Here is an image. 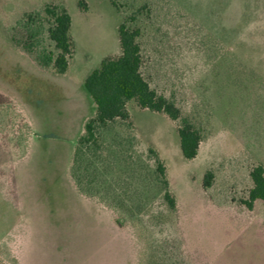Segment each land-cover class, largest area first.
Here are the masks:
<instances>
[{
  "label": "rangeland",
  "instance_id": "rangeland-1",
  "mask_svg": "<svg viewBox=\"0 0 264 264\" xmlns=\"http://www.w3.org/2000/svg\"><path fill=\"white\" fill-rule=\"evenodd\" d=\"M114 2L0 0V264H264V204L244 203L251 169L264 165V0ZM46 4L72 16L74 53L63 74L40 67L8 30ZM129 19L142 30L143 76L204 135L188 160L180 120L135 101L127 105L133 126L106 134L109 143L123 139L118 167H153L150 147L164 162L176 212L157 182L146 193L161 222L103 201L105 189L84 195L71 175L96 113L85 79L121 54L118 28ZM119 171L99 178L122 182L128 174Z\"/></svg>",
  "mask_w": 264,
  "mask_h": 264
},
{
  "label": "trees",
  "instance_id": "trees-1",
  "mask_svg": "<svg viewBox=\"0 0 264 264\" xmlns=\"http://www.w3.org/2000/svg\"><path fill=\"white\" fill-rule=\"evenodd\" d=\"M112 2L116 5L114 0ZM71 27L72 16L66 6L46 4L42 9L25 12L8 30L15 45L29 54L40 67L52 68L56 73L63 74L68 70L74 53ZM118 33L121 54L104 58L100 67L93 70L84 82L96 105V113L86 121L85 131L78 138L71 175L84 195L96 197L106 190L108 192L102 195V199L115 203V208L130 207L131 211L151 215L161 222L163 210L155 215L157 212H154L152 195L146 193L147 188L150 190L157 182L162 189V204L166 205L167 210L176 212L177 201L170 189L164 162L157 151L150 147L147 157L153 161V167L143 171L128 163L124 168L118 167L115 162L125 151V148L119 149L123 139L117 144L109 143L106 134L118 123L133 126L127 106L130 101H135L143 109L163 112L173 120H180V149L188 160L196 158L199 153L203 129L189 117L183 116L175 101L158 93L143 76L141 27L131 24L129 19L120 24ZM116 137L121 139L123 135L116 132ZM124 139L135 143V136L130 133ZM119 168V172L123 170L128 174L122 182L114 180L104 183V179L99 178L104 174L102 171L108 173ZM250 176L253 185L244 203L252 207L255 201L261 200L264 204V165L254 166ZM212 179L213 173L209 170L204 177L206 188L211 186Z\"/></svg>",
  "mask_w": 264,
  "mask_h": 264
}]
</instances>
